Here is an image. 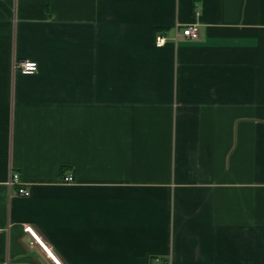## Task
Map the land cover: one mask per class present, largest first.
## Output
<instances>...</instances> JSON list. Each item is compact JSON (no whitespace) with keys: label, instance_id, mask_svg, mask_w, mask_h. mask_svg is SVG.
<instances>
[{"label":"crops","instance_id":"1","mask_svg":"<svg viewBox=\"0 0 264 264\" xmlns=\"http://www.w3.org/2000/svg\"><path fill=\"white\" fill-rule=\"evenodd\" d=\"M27 227L62 264H264V0H0V264H56Z\"/></svg>","mask_w":264,"mask_h":264},{"label":"built area","instance_id":"2","mask_svg":"<svg viewBox=\"0 0 264 264\" xmlns=\"http://www.w3.org/2000/svg\"><path fill=\"white\" fill-rule=\"evenodd\" d=\"M182 35L190 40H195L198 39L200 36V28L199 25L197 24H191V25H187L182 27L181 29H176L175 31V39H178V37ZM168 35L166 32L163 31H159L156 33L155 36V45L157 47H162L164 46L167 42H168ZM15 68L17 70H19L22 73L25 74H32V73H36L39 70V64L36 61L30 60V59H22L16 62L15 64ZM67 181H72L73 177L72 176H67L65 178ZM11 183L12 184H19L20 183V177L18 173H14L13 177L11 179ZM19 193L21 195L24 196H29L31 194V191L26 188V187H20L19 188ZM2 229H0L1 231ZM27 231H29L39 242V244L41 245V247L43 248V250L48 253V255L55 261L56 264H62L57 258L56 256L51 252L50 248L44 244L40 238L38 237V235L35 233V231L33 230V228L31 227H27L26 228ZM155 264H171L169 260L167 259H163V258H156L155 259Z\"/></svg>","mask_w":264,"mask_h":264},{"label":"trees","instance_id":"3","mask_svg":"<svg viewBox=\"0 0 264 264\" xmlns=\"http://www.w3.org/2000/svg\"><path fill=\"white\" fill-rule=\"evenodd\" d=\"M159 32V31H158ZM163 32H165V31H163Z\"/></svg>","mask_w":264,"mask_h":264}]
</instances>
